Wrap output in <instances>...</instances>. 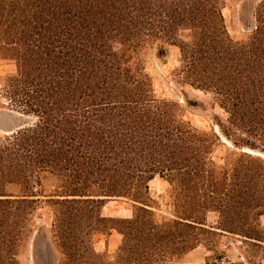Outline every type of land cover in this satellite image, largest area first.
<instances>
[{
  "label": "trees",
  "instance_id": "16d2710c",
  "mask_svg": "<svg viewBox=\"0 0 264 264\" xmlns=\"http://www.w3.org/2000/svg\"><path fill=\"white\" fill-rule=\"evenodd\" d=\"M226 0H0V108L23 120L0 138V264H22L45 178L59 264H174L240 237L238 264H264V0L253 32L234 39ZM189 36L183 38L182 33ZM179 63L169 77L211 97L221 134L186 120L157 96L149 56ZM223 157L217 156L226 147ZM228 145V144H227ZM167 183L171 218L154 210L151 183ZM109 199L131 218L103 216ZM210 213L219 215L209 226ZM122 236L115 262L96 237Z\"/></svg>",
  "mask_w": 264,
  "mask_h": 264
},
{
  "label": "rangeland",
  "instance_id": "374dc122",
  "mask_svg": "<svg viewBox=\"0 0 264 264\" xmlns=\"http://www.w3.org/2000/svg\"><path fill=\"white\" fill-rule=\"evenodd\" d=\"M258 2L259 0H226L223 13L226 18L229 32L234 39L245 40L253 32L254 29L246 30V25H252L253 5L256 6ZM182 36L183 38H187L189 34L183 32ZM149 61L148 72L153 78L157 96L178 102L184 109L186 120L190 121L196 127L206 131L215 130L218 134H221L220 128L216 124L215 116L218 115L223 119L226 116L216 105H214L211 97L202 92L195 91L190 87L183 88L174 82L173 76L169 77L170 69L172 67H178V50L174 48L170 49L169 62L165 66L155 58L154 52L149 56L148 62ZM14 71L15 67L13 65L1 63L0 84L3 82V78L6 75L12 74ZM192 101L198 102L199 105L194 106ZM0 104L7 106L9 103L0 96ZM9 112L12 111L0 108V138L3 135L9 134L1 130L4 127L1 124L2 116ZM11 128L12 126L8 129ZM227 144L226 147H220L218 149L217 156L223 157L226 154L227 148H230L231 145L229 142H227ZM261 153L264 155V151L254 152L257 156ZM262 158L264 159V156H262ZM55 190V181L51 178H45L42 181V187L37 188L36 190L37 195L40 196L37 198V200L40 201V204L39 210L35 216L36 226L20 257L22 264H46L48 260H51L52 264H59L62 259V251L51 235L53 213L47 203V197L53 195ZM167 190V183L158 178L150 185V192L156 199L157 203V206L153 205L156 207L154 211L165 218H171L172 216L168 206L170 205V198L168 197ZM132 213L133 203L127 199H109L106 201L103 208V216L107 218L127 219L131 218ZM218 221L219 215L216 213H210L207 217L209 226H217ZM261 223L264 227V217L261 218ZM122 239V236L117 231H113L108 238L104 236L96 237L94 239V245L99 253L108 255L110 261L115 262L116 253L122 243ZM242 242V238L232 237L230 235L221 240L222 246L230 247L228 250V260L227 262H223V264H238L242 262L240 254L246 250V247ZM211 255L212 254L204 247H200L182 261L174 264H207V258Z\"/></svg>",
  "mask_w": 264,
  "mask_h": 264
},
{
  "label": "water",
  "instance_id": "95a60500",
  "mask_svg": "<svg viewBox=\"0 0 264 264\" xmlns=\"http://www.w3.org/2000/svg\"><path fill=\"white\" fill-rule=\"evenodd\" d=\"M255 4V3H254ZM255 5H253L254 8ZM253 10V9H252ZM254 26L253 25H246V30H253ZM192 104L194 106H198L199 103L196 101H192ZM2 126H4L1 130L7 133H12L19 128L23 126V120L14 112H9L5 115L2 116V121H1ZM10 126H12L11 129H8ZM259 156H264L262 153ZM46 264H52L51 260H48Z\"/></svg>",
  "mask_w": 264,
  "mask_h": 264
},
{
  "label": "bare ground",
  "instance_id": "6f19581e",
  "mask_svg": "<svg viewBox=\"0 0 264 264\" xmlns=\"http://www.w3.org/2000/svg\"><path fill=\"white\" fill-rule=\"evenodd\" d=\"M44 247H45V246H44ZM41 248H42V247H41ZM51 252H52V251H51ZM47 253H48V252H47ZM47 253H46V254H47ZM49 254H50V253H49ZM45 256H46V255H45ZM47 256H48V255H47ZM48 258H49V257H48Z\"/></svg>",
  "mask_w": 264,
  "mask_h": 264
}]
</instances>
